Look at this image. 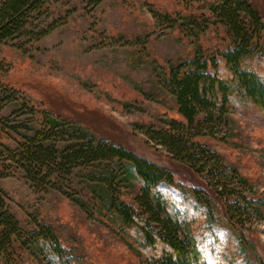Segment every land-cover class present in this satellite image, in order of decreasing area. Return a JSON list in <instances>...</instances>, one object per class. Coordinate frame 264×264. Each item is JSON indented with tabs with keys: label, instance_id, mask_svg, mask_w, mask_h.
<instances>
[{
	"label": "rangeland",
	"instance_id": "rangeland-1",
	"mask_svg": "<svg viewBox=\"0 0 264 264\" xmlns=\"http://www.w3.org/2000/svg\"><path fill=\"white\" fill-rule=\"evenodd\" d=\"M214 1L48 0L50 21L59 27L23 49L18 43L0 45V79L27 101L23 111L12 104L0 116L22 124L20 132L30 135L42 128L44 110L50 108L82 120L98 141L125 145L172 169L176 185L171 202L188 212L204 260L264 264V111L234 99L227 124L213 136L195 139L229 169L223 176L204 174L208 181L220 182L217 188L226 200H203L209 215L195 206L193 189L202 181L147 135L166 131L180 119L162 84L170 68L198 52L213 55L231 46L228 30L209 10ZM250 1L264 17V0ZM194 22L202 27L193 29ZM252 66L264 76V59ZM1 128L3 144L17 150L19 137ZM7 157H0V165L11 166L0 181V195L25 233L51 229L66 257L64 262L50 254L34 256L15 238L0 252V264H150L134 232L95 208L98 189L87 178L92 170H76L60 191L39 190ZM135 193L126 191L129 199ZM226 209L238 226L228 221Z\"/></svg>",
	"mask_w": 264,
	"mask_h": 264
},
{
	"label": "trees",
	"instance_id": "trees-1",
	"mask_svg": "<svg viewBox=\"0 0 264 264\" xmlns=\"http://www.w3.org/2000/svg\"><path fill=\"white\" fill-rule=\"evenodd\" d=\"M47 2L1 0L0 45L18 43L23 49L25 44L39 42L59 27L58 22L50 21ZM209 10L228 30L231 46L213 55L198 52L170 68L162 84L175 101L180 119L170 122L166 131L147 132L151 140L165 147L203 182L193 190L198 212L206 215L210 208L203 200L215 196L226 200L225 193L217 188L220 182L208 181L204 174L223 176L229 169L216 152L195 139L213 136L227 124L234 99L251 102L264 111V76L252 66L257 59H264L262 13L250 0H215ZM200 27L202 24H192L193 29ZM12 104H18L20 111L27 107V101L0 79V115ZM34 111L31 108L30 112ZM44 115L42 128L30 135L20 132L22 124L0 116L1 131L10 129L19 137L17 150H11L0 139V157L8 156L39 190L51 187L60 191L61 183H70L76 170H92L87 178L98 189L96 198L100 203L95 208L134 232L150 264H208L189 225L188 212L171 202L170 192L176 185L172 169L143 158L125 145L98 141L79 118L50 108H45ZM10 168L7 164L0 165V181L7 177ZM134 189L137 193L129 199L126 191ZM74 201L84 208L83 202ZM225 212L228 221L238 226L230 211ZM15 238L34 256L50 254L65 262L64 247L55 233L49 228L25 233L6 205L5 197L0 195V252H6Z\"/></svg>",
	"mask_w": 264,
	"mask_h": 264
}]
</instances>
